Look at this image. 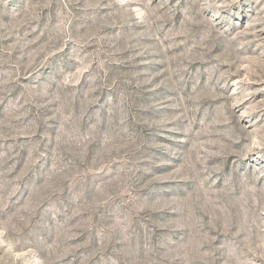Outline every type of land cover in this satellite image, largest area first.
I'll use <instances>...</instances> for the list:
<instances>
[{
  "label": "rangeland",
  "instance_id": "rangeland-1",
  "mask_svg": "<svg viewBox=\"0 0 264 264\" xmlns=\"http://www.w3.org/2000/svg\"><path fill=\"white\" fill-rule=\"evenodd\" d=\"M0 264H264V0H0Z\"/></svg>",
  "mask_w": 264,
  "mask_h": 264
}]
</instances>
